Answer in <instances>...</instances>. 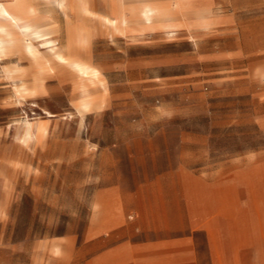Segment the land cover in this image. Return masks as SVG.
<instances>
[{
	"label": "rangeland",
	"instance_id": "374dc122",
	"mask_svg": "<svg viewBox=\"0 0 264 264\" xmlns=\"http://www.w3.org/2000/svg\"><path fill=\"white\" fill-rule=\"evenodd\" d=\"M92 1L0 51V264H264V0Z\"/></svg>",
	"mask_w": 264,
	"mask_h": 264
},
{
	"label": "bare ground",
	"instance_id": "6f19581e",
	"mask_svg": "<svg viewBox=\"0 0 264 264\" xmlns=\"http://www.w3.org/2000/svg\"><path fill=\"white\" fill-rule=\"evenodd\" d=\"M143 1L145 7L142 12L148 15L154 7L149 3L150 0ZM53 2H58L65 12L78 8L77 0H1L0 51H19L32 47L34 39L54 38L60 31L55 17L49 9L41 8V3L53 5ZM120 10L123 11V7ZM55 52L60 54L62 48L59 46ZM76 66L80 70L96 71L90 62H76Z\"/></svg>",
	"mask_w": 264,
	"mask_h": 264
},
{
	"label": "crops",
	"instance_id": "0c3cea01",
	"mask_svg": "<svg viewBox=\"0 0 264 264\" xmlns=\"http://www.w3.org/2000/svg\"><path fill=\"white\" fill-rule=\"evenodd\" d=\"M164 1V0H163ZM202 0H165L166 3L168 4H174V5H184L187 3V5H189L190 8H192V11L195 13H209L212 14V18H211V23L214 21L215 16L212 13V7L209 4L210 0H203V3H200ZM159 4V1H158ZM180 9V8H179ZM178 9V10H179ZM184 10H179L178 11V17H179V21L181 22V26H188L184 19H183V15H184ZM259 27L263 28L264 27V18L263 20L259 23Z\"/></svg>",
	"mask_w": 264,
	"mask_h": 264
},
{
	"label": "built area",
	"instance_id": "2783aa9c",
	"mask_svg": "<svg viewBox=\"0 0 264 264\" xmlns=\"http://www.w3.org/2000/svg\"><path fill=\"white\" fill-rule=\"evenodd\" d=\"M1 1V0H0Z\"/></svg>",
	"mask_w": 264,
	"mask_h": 264
}]
</instances>
